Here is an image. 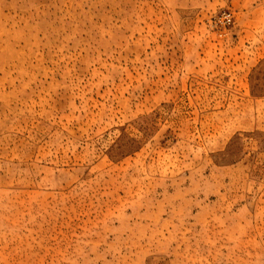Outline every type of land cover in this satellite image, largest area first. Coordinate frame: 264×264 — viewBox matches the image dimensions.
I'll list each match as a JSON object with an SVG mask.
<instances>
[{"label":"rangeland","instance_id":"374dc122","mask_svg":"<svg viewBox=\"0 0 264 264\" xmlns=\"http://www.w3.org/2000/svg\"><path fill=\"white\" fill-rule=\"evenodd\" d=\"M0 264H264V0H0Z\"/></svg>","mask_w":264,"mask_h":264}]
</instances>
